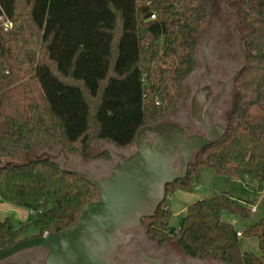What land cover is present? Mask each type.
<instances>
[{"label":"trees","instance_id":"16d2710c","mask_svg":"<svg viewBox=\"0 0 264 264\" xmlns=\"http://www.w3.org/2000/svg\"><path fill=\"white\" fill-rule=\"evenodd\" d=\"M232 5L248 65L233 84L226 133L196 153L166 198L191 191L203 167L264 184V0ZM214 7V0H0V199L35 213L19 224L0 220V251L72 227L99 198L91 182L41 153L111 159L107 149L91 151L105 143L128 150L142 127L172 120L189 102ZM7 21L13 27L5 30ZM254 204L224 191L191 202L176 230L164 203L145 219L153 239L174 242L188 258L264 264V192L261 219L241 235L258 240L261 256L241 249L239 230L224 218H249Z\"/></svg>","mask_w":264,"mask_h":264},{"label":"water","instance_id":"95a60500","mask_svg":"<svg viewBox=\"0 0 264 264\" xmlns=\"http://www.w3.org/2000/svg\"><path fill=\"white\" fill-rule=\"evenodd\" d=\"M228 14L232 17L243 63L226 82L213 76L221 91L213 98L206 115L203 116V107L208 91L193 92L189 100L193 105L192 119L203 134L187 136L189 126L169 120L142 127L134 146L121 151L110 172L101 177L68 167L71 156L59 149V155L65 158L62 169L91 182L98 190V200L82 210L72 227L21 240L0 251V264H24L12 258L30 249L45 253L43 264H122L115 256L119 247L130 241L132 234L127 231L136 229L142 219L154 216L166 199L167 186L186 178L196 153L217 143L226 133L225 125L213 122L211 111L248 65L246 35L239 33L235 13ZM193 76L194 73L190 85ZM48 156L57 159L58 155ZM154 262L163 264L159 259Z\"/></svg>","mask_w":264,"mask_h":264},{"label":"rangeland","instance_id":"374dc122","mask_svg":"<svg viewBox=\"0 0 264 264\" xmlns=\"http://www.w3.org/2000/svg\"><path fill=\"white\" fill-rule=\"evenodd\" d=\"M233 1L231 2L233 3ZM214 2L215 7L212 31L205 35L204 39L202 40L201 47L203 48L210 36H213L214 33H216L215 43H212V50L215 53L214 61L218 64L228 66L233 72L234 70L238 69L243 62L241 53L238 48L237 38L233 32L234 25L232 23V17L228 14V12L235 13L236 10L234 5L230 3V0H214ZM236 20L238 21L237 15ZM5 24L6 22L3 24V26L6 28ZM199 67H201V65ZM220 74L224 77H230L231 75L228 73V70H221ZM171 119L172 120L169 121L180 122L183 120L182 117L179 116L171 117ZM103 149H107L108 151H110L111 155H113L111 158L112 163H101L100 165L102 166V168L98 171V177L104 176L106 172H110L111 167L118 159L117 155L121 153L120 150H117L108 143L101 145L99 149L92 150L91 153H96ZM42 154L52 156L58 155L57 160H59L62 164L65 161L64 156L59 155V149H50L44 151L43 153H41V155ZM25 158V155H21V157H19L16 161L21 162ZM69 164L70 165L68 167L76 169L78 166H85L86 162L81 161L79 157L75 156L71 158ZM77 169L81 170V168ZM84 171L90 173L87 170ZM224 191L230 193L235 198L251 200L255 203L252 207L253 213L249 218L244 219L227 213L224 214V218L228 221L233 222L238 230L242 231L246 227L258 222L261 219L263 215L261 199L264 192V184H260L257 180L244 181L238 178H232L227 175L218 173L214 168L203 167L200 170L198 179H195V181L193 182L191 191H178L167 196L164 204L165 207H167L172 213L169 222V229L176 230L178 227H180L182 219L186 214L187 207L191 202ZM255 207L256 210H254ZM5 217H11L16 224H19L20 222L34 219L35 213L23 207L4 202L0 199V220H3ZM144 221L148 222L147 219H145ZM239 244L243 251L252 252L258 256H261V250L256 238L240 236ZM170 245L173 247L172 255L176 257L179 256V259L182 258L181 250L176 246V244L174 242H171ZM34 253L35 252L33 251H26L25 253L19 255L18 258L28 264H42L41 261L44 260V253Z\"/></svg>","mask_w":264,"mask_h":264},{"label":"flooded vegetation","instance_id":"af4514ba","mask_svg":"<svg viewBox=\"0 0 264 264\" xmlns=\"http://www.w3.org/2000/svg\"><path fill=\"white\" fill-rule=\"evenodd\" d=\"M216 33L206 41L204 47L198 49V67L194 72L192 78V89L194 91L206 90V103L203 107V116L206 115L209 106L212 103L213 98L221 91V86H217L213 79V76L218 81H228L236 72H232L231 68L223 64H218L214 60V51L212 50V43H215ZM208 44V45H207ZM206 45L208 46V64H206ZM201 65V67H199ZM228 70V73L232 74L230 77H224L220 74V71ZM233 85L227 90L226 94L222 99L215 105L211 111V118L213 122L225 125L226 116L228 111L231 108V91ZM193 114V105L189 101L185 103L180 110L177 112L176 116L182 117V121H178L183 126H189L190 131L187 134H203V131L196 128V125L192 119ZM113 156V155H112ZM106 162V163H105ZM101 163L111 164L112 159L105 158H93L86 161L85 166H78L89 171L91 174L99 176V169L101 170ZM70 165V164H69ZM179 167V163L177 164ZM94 169V170H92ZM106 172L104 175H107ZM142 219L141 224L132 231H127V233L132 234L130 241L120 246L118 252L115 256V260L122 264H155V260L159 259L163 264H218L212 260H197L191 259L185 256L182 252V258L179 259V256L172 255V246L170 243H160L158 240L153 239L150 235V225ZM15 261H19L18 257L13 258ZM24 263V262H22ZM25 264V263H24Z\"/></svg>","mask_w":264,"mask_h":264},{"label":"built area","instance_id":"2783aa9c","mask_svg":"<svg viewBox=\"0 0 264 264\" xmlns=\"http://www.w3.org/2000/svg\"><path fill=\"white\" fill-rule=\"evenodd\" d=\"M152 18H155V15H152ZM5 25H6L5 29H7L8 27H12L13 26V24L11 22H9V21H7ZM254 210H256V207L254 208ZM238 235L241 236L242 235V231L239 230L238 231Z\"/></svg>","mask_w":264,"mask_h":264},{"label":"crops","instance_id":"0c3cea01","mask_svg":"<svg viewBox=\"0 0 264 264\" xmlns=\"http://www.w3.org/2000/svg\"><path fill=\"white\" fill-rule=\"evenodd\" d=\"M250 184H251V182H250ZM250 186H251V185H250ZM252 187H253V186H252ZM176 192H178V191H176ZM176 192H175V193H176Z\"/></svg>","mask_w":264,"mask_h":264}]
</instances>
